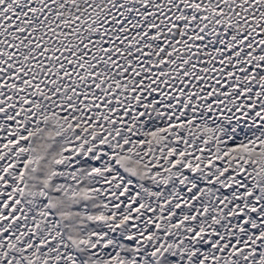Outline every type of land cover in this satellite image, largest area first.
<instances>
[{
    "label": "snow or ice",
    "instance_id": "obj_1",
    "mask_svg": "<svg viewBox=\"0 0 264 264\" xmlns=\"http://www.w3.org/2000/svg\"><path fill=\"white\" fill-rule=\"evenodd\" d=\"M0 264H264V0H0Z\"/></svg>",
    "mask_w": 264,
    "mask_h": 264
}]
</instances>
